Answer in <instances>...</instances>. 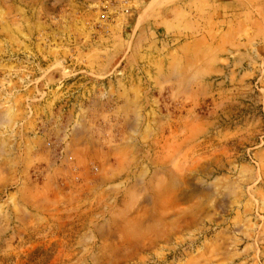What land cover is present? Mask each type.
Returning <instances> with one entry per match:
<instances>
[{
	"label": "rangeland",
	"instance_id": "rangeland-1",
	"mask_svg": "<svg viewBox=\"0 0 264 264\" xmlns=\"http://www.w3.org/2000/svg\"><path fill=\"white\" fill-rule=\"evenodd\" d=\"M0 264H264V0H0Z\"/></svg>",
	"mask_w": 264,
	"mask_h": 264
},
{
	"label": "crops",
	"instance_id": "crops-1",
	"mask_svg": "<svg viewBox=\"0 0 264 264\" xmlns=\"http://www.w3.org/2000/svg\"><path fill=\"white\" fill-rule=\"evenodd\" d=\"M221 1H228V0H221Z\"/></svg>",
	"mask_w": 264,
	"mask_h": 264
},
{
	"label": "built area",
	"instance_id": "built-area-1",
	"mask_svg": "<svg viewBox=\"0 0 264 264\" xmlns=\"http://www.w3.org/2000/svg\"><path fill=\"white\" fill-rule=\"evenodd\" d=\"M126 1H129V0H126Z\"/></svg>",
	"mask_w": 264,
	"mask_h": 264
}]
</instances>
